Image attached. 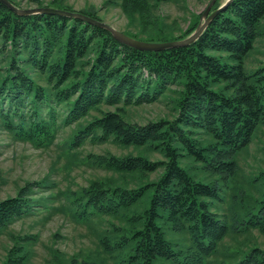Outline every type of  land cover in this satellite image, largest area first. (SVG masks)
I'll return each mask as SVG.
<instances>
[{"label": "trees", "instance_id": "obj_1", "mask_svg": "<svg viewBox=\"0 0 264 264\" xmlns=\"http://www.w3.org/2000/svg\"><path fill=\"white\" fill-rule=\"evenodd\" d=\"M29 1L74 11L65 0ZM169 1L104 0L100 8L77 11L103 21L101 8L118 7L124 34L149 42L182 39L201 14L175 34L160 10ZM219 5L216 0L211 11ZM263 20L264 0H232L189 45L144 51L79 18L20 15L0 1V134L47 149L69 129L63 140L69 163L86 142L127 149L88 153L85 160L109 175L63 192L68 205L62 209L72 217L108 225L98 237V256L74 253L66 264H264L259 245L225 243L264 232V188L255 196L235 187L240 208L223 210L238 170L234 157L264 125V66L245 68ZM169 94L171 117L143 124L128 117L130 107ZM188 168L203 176L196 179ZM47 181L26 180L0 200V236L15 219L47 206L48 195L40 194ZM168 232L180 239L169 240ZM10 238L0 264H28L27 246L36 236Z\"/></svg>", "mask_w": 264, "mask_h": 264}, {"label": "rangeland", "instance_id": "obj_2", "mask_svg": "<svg viewBox=\"0 0 264 264\" xmlns=\"http://www.w3.org/2000/svg\"><path fill=\"white\" fill-rule=\"evenodd\" d=\"M16 1L22 7L36 6L29 0ZM43 1L46 3L49 0ZM65 1L74 11H77L87 7L100 8L104 0ZM209 1L171 0L161 3L160 10L164 13L166 21L173 25L174 32L177 34L180 27L184 29L192 21L193 14H201L204 11ZM217 1L219 4L224 2V0ZM99 15L104 22L117 29L125 28L126 18L118 7L101 8ZM260 28L263 34L258 37L253 49L245 58L247 71L264 66V20ZM171 106L169 94L157 102L130 107L128 117L141 124L159 117H171ZM113 108L104 107L103 109L112 110ZM68 132L69 129L60 131L55 143L47 149L37 148L29 142L13 140L4 133L0 134V200L7 196H14L17 187L24 184L26 180H37L43 177L48 180L49 185L42 188L40 192L43 196L48 195V199L45 201L47 206L40 208L33 215L15 219L0 236V263L4 260L6 248L11 245V233L36 236L35 242L27 246L30 253L28 264H58V259L63 260L66 264L68 256L74 253L79 256H98L100 254L98 237L102 229L108 226L105 219L92 218L87 222L72 217L69 212L62 209V206L68 205L63 192L85 186L93 178L109 175V172L104 168L85 160L84 157L88 153L102 154L105 151H110L115 154H123L127 152V149L119 148L111 142L103 144L86 142L78 150L76 163H69V157L65 154L63 145V140ZM155 157L160 158L158 154L152 155V158ZM234 159L238 165L237 174L230 183L231 187L226 188L223 195L225 201L223 210L227 215L228 207L231 206L236 210L240 208L238 205L240 196L233 199L235 187L238 186L239 189L251 192L255 196H259L264 188V178L260 175L264 172V125L257 126L251 142L238 151ZM193 165L196 168L200 166L197 162H193ZM188 171L190 174L196 175V179L203 176L199 169L188 168ZM214 208L221 209L218 203ZM48 211L51 212L50 216H47ZM166 237L169 240L180 239L174 232H168ZM225 243L232 246H246L247 243H255L264 249V232L253 230L246 236L232 237V239L229 237ZM54 249L58 251V254ZM210 261L208 264H215L214 260Z\"/></svg>", "mask_w": 264, "mask_h": 264}, {"label": "water", "instance_id": "obj_3", "mask_svg": "<svg viewBox=\"0 0 264 264\" xmlns=\"http://www.w3.org/2000/svg\"><path fill=\"white\" fill-rule=\"evenodd\" d=\"M0 1L4 3L9 9L20 15H28L35 13H51V14L63 15L67 17L79 18L83 21H86L88 23H91L93 25L108 30L115 39H117L120 43L124 45L130 46L138 50L157 51V50L168 49L176 46H185L194 42L205 30L210 20L217 13L224 10L232 0H224L223 3H221L217 8H215L212 11H211V7L216 0H210L206 5L204 11L201 13L196 28L189 35L178 40L159 41V42H149V41H142L139 39H135L133 37L124 34L122 31H120L119 29H117L116 27L112 26L109 23L95 19L78 11H69V10L59 9L50 6L20 7L14 5L9 0H0Z\"/></svg>", "mask_w": 264, "mask_h": 264}]
</instances>
